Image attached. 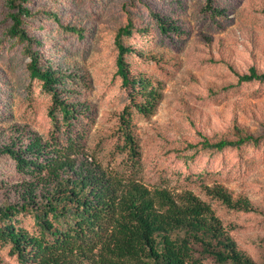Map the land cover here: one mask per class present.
Listing matches in <instances>:
<instances>
[{
	"label": "rangeland",
	"instance_id": "1",
	"mask_svg": "<svg viewBox=\"0 0 264 264\" xmlns=\"http://www.w3.org/2000/svg\"><path fill=\"white\" fill-rule=\"evenodd\" d=\"M8 2L0 0V144L16 129L47 140L55 129L49 115L53 99L29 73L27 43L8 33L13 25ZM207 2L29 0L32 14L24 26L32 49L72 77L65 88L80 110L69 122L71 132L85 134L90 155L150 189L194 192L212 205L240 248L264 264V82L240 81L253 67L264 72V0H214L226 10L217 17L207 11ZM153 13L175 21L182 33L163 34ZM130 20L136 30L125 42L138 52L126 60L133 75L150 78L162 95L150 116L132 108L118 73L116 35ZM127 107L141 152L136 171L121 127ZM247 135L259 142L223 150L205 146V141H239ZM0 176L9 188L22 180L5 157ZM215 186L235 199H249L255 211L227 209L207 194L206 187ZM7 189H0V204ZM18 218L30 233H41L32 213ZM206 262L218 264L212 257ZM0 264H20L1 241Z\"/></svg>",
	"mask_w": 264,
	"mask_h": 264
},
{
	"label": "trees",
	"instance_id": "2",
	"mask_svg": "<svg viewBox=\"0 0 264 264\" xmlns=\"http://www.w3.org/2000/svg\"><path fill=\"white\" fill-rule=\"evenodd\" d=\"M213 2L208 0L207 11L214 17L225 15L226 10ZM8 3L13 10L8 33L27 43L28 70L52 96L49 115L55 128L47 140L16 129L0 144V159H10L22 179L9 188L10 183L0 176V189L8 188L0 204V241L9 246L10 255L20 264H208V257L218 264H258L240 248L212 205L194 192L175 194L168 189H150L134 176L105 168L87 152L85 134L73 136L69 123L80 110L69 99L68 94L73 92L65 88L72 77L32 49L33 39L24 26V18L32 14L29 0ZM153 14L163 34L182 33L175 21ZM69 29L82 35L76 27ZM135 30L130 20L116 35L118 73L129 91L132 108L150 116L162 95L150 78L133 75L126 60L138 52L125 42ZM36 42L41 44L40 40ZM240 81L264 82V72L253 67ZM123 114L124 148L136 171L141 152L132 127L131 107ZM246 142L258 143L259 139L247 135L239 141H205V146L223 150ZM206 192L229 210L255 211L249 199H235L222 186L206 187ZM25 212L34 215L40 234L22 226L18 216Z\"/></svg>",
	"mask_w": 264,
	"mask_h": 264
}]
</instances>
